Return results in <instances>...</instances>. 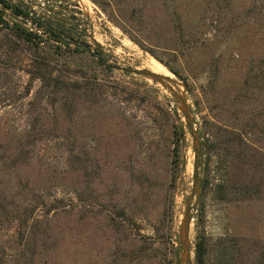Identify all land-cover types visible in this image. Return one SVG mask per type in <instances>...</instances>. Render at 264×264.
<instances>
[{"label":"rangeland","instance_id":"1","mask_svg":"<svg viewBox=\"0 0 264 264\" xmlns=\"http://www.w3.org/2000/svg\"><path fill=\"white\" fill-rule=\"evenodd\" d=\"M96 1L23 0L36 15L74 16L85 33L78 48L44 53L45 71L77 87L64 97L31 80L30 46L0 24V194L10 200L38 192L57 207L49 214L53 251L36 259L178 264L179 227L193 188L192 138L170 91L125 67L181 83L206 144L191 211L192 264L199 212L209 264L264 261V0H151L146 7ZM1 16L15 21L8 10ZM248 68L249 97L237 113ZM33 116L47 133L35 148L24 147L34 157L15 165L20 132ZM67 148L76 152L73 169L64 164ZM22 209L0 219V261L12 259L21 241L23 228L12 217Z\"/></svg>","mask_w":264,"mask_h":264},{"label":"trees","instance_id":"2","mask_svg":"<svg viewBox=\"0 0 264 264\" xmlns=\"http://www.w3.org/2000/svg\"><path fill=\"white\" fill-rule=\"evenodd\" d=\"M94 1L97 2L96 0ZM110 1L111 0H105L104 3L109 4ZM112 1L113 3H119L123 0ZM150 1L151 0H139L142 7H146ZM4 10H8L10 15L15 20L11 25L1 16ZM62 17V15L58 16L57 18L36 15L32 12L30 6L24 3L23 0H16L15 2L12 0H0V24H3V27L8 30V33L13 35V37H15L17 40H21L30 46V52L32 53L31 59L35 62L33 70L30 71L31 80L39 79L41 81L40 88H51L53 93H61L63 94L62 97H64V90L67 91V93L73 90H76L77 92V87H75L74 84L72 86H66V84L64 85L61 81L59 82L57 77H52L50 72L45 71L47 70V66H49L48 63H50V59L47 58L44 53L54 56H61L63 54V50H65L64 48L69 47L73 43H75V47L78 48L80 46L79 37L85 33L77 28V23L73 22V19H75L74 16L71 15L67 18ZM67 19L72 20L69 21L71 23H68ZM178 19L179 17L176 18V21L180 23V19ZM26 23H29L30 26H27ZM47 41L49 43L48 45H45ZM97 58L98 61L104 65L101 55L98 54ZM263 63L264 60H260L259 67H262ZM251 72L252 69L248 68L243 74L241 91H239L235 101L237 113L242 111L244 108V103L249 97V91L252 82L251 80L253 79V74ZM94 88L98 89L95 84ZM30 89L31 88H29V91ZM38 120H40L38 116H33L32 119L30 118V124H28V128L20 132V136L18 138L19 142L17 145L18 151L16 153V157L13 159V163L15 165L17 162H26L27 159L33 158L34 153L29 149L28 155H26L24 147L29 144L31 148H35L37 141L47 133L46 131L38 128ZM244 126L248 127V124H245ZM181 129L183 131L182 126ZM235 134L236 136L238 135V137H240V133L237 134V132L234 133L232 137H228L229 141H224L227 144V147L229 144H231L230 142L234 140ZM22 139L24 140V144L21 143ZM201 143V155H203L206 144H204L202 141ZM67 149V155L65 157L66 163L64 164L68 165L67 168L73 169L77 158L76 152L73 148ZM175 151H177V149H175ZM69 172L72 173L73 171ZM202 184L204 188V184L206 185L204 180L202 181ZM27 185L28 184L26 183V186ZM4 193L0 194V219L9 221L11 220V214L14 212H19L18 210L23 208L20 215L15 214L12 217V219L14 218V221L17 223V227L19 229L23 228V234L21 236L20 243L17 245L16 252H14L11 256L12 259L4 260L2 258L0 262L4 264H41V262L36 259L37 256L52 252L53 245H55V241L52 239L53 237L49 227V214L57 207H54L52 202H49L44 195H40L38 192L35 193L31 191L29 194L21 192L15 193L13 194V197L11 196L10 200ZM69 193L71 194V197H75L73 192L69 191ZM52 200L58 204L62 202V197H54ZM39 207H45V209H42L41 214L37 215L35 212ZM198 218L199 220H197L196 224L197 234L195 235V240L193 242L194 260L196 264H209L207 259V241L202 229V216L200 212ZM46 263L47 259H45L42 264ZM251 264H264V261L259 259V261L252 262Z\"/></svg>","mask_w":264,"mask_h":264},{"label":"water","instance_id":"3","mask_svg":"<svg viewBox=\"0 0 264 264\" xmlns=\"http://www.w3.org/2000/svg\"><path fill=\"white\" fill-rule=\"evenodd\" d=\"M93 39V38H92ZM97 45V44H96ZM121 70L135 72L150 79L160 83L163 87L168 89L173 97L178 102V108L181 111L184 119V123L188 128V131L192 138V147L194 152V160H193V177L192 183L193 188L192 191L186 201V207L183 213V217L179 227V259L178 264H192V242H191V221L193 220L191 216V211L193 207L197 204V197L200 193V180L198 177V169H199V158L201 157L202 143L199 137L198 131L194 125V117L192 113L191 105L188 102L186 96V90L183 86L182 89H179V85L181 83L173 80L172 78L154 72L149 69H129L125 67H120ZM196 198L194 203H191L192 198Z\"/></svg>","mask_w":264,"mask_h":264},{"label":"bare ground","instance_id":"4","mask_svg":"<svg viewBox=\"0 0 264 264\" xmlns=\"http://www.w3.org/2000/svg\"><path fill=\"white\" fill-rule=\"evenodd\" d=\"M155 72V71H154ZM158 73V72H157ZM161 74H163V73H161ZM164 75H166V76H168V77H170V78H173V77H171V76H169V75H167V74H164ZM180 89V88H179Z\"/></svg>","mask_w":264,"mask_h":264},{"label":"built area","instance_id":"5","mask_svg":"<svg viewBox=\"0 0 264 264\" xmlns=\"http://www.w3.org/2000/svg\"><path fill=\"white\" fill-rule=\"evenodd\" d=\"M13 2H15L16 0H12Z\"/></svg>","mask_w":264,"mask_h":264}]
</instances>
